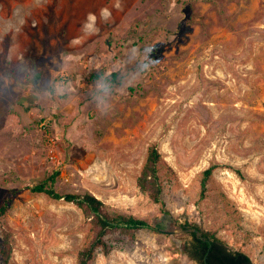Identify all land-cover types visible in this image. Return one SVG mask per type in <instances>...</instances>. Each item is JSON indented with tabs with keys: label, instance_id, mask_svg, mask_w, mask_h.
I'll return each mask as SVG.
<instances>
[{
	"label": "rangeland",
	"instance_id": "obj_1",
	"mask_svg": "<svg viewBox=\"0 0 264 264\" xmlns=\"http://www.w3.org/2000/svg\"><path fill=\"white\" fill-rule=\"evenodd\" d=\"M152 144L162 202L137 184ZM40 183L157 227L109 232L92 264H199L195 226L264 264V0H0L12 264H77L91 217Z\"/></svg>",
	"mask_w": 264,
	"mask_h": 264
},
{
	"label": "trees",
	"instance_id": "obj_2",
	"mask_svg": "<svg viewBox=\"0 0 264 264\" xmlns=\"http://www.w3.org/2000/svg\"><path fill=\"white\" fill-rule=\"evenodd\" d=\"M38 78V77H37ZM91 80H106L109 83L119 81V71H111L107 73L105 69L93 71L90 73ZM163 159L157 145L152 144L148 148L146 159L143 163L141 171L137 177V184L141 191L146 192L150 198L155 202H162V195L164 191L162 169ZM212 171V166L205 169L204 174L207 176ZM204 180L203 183H205ZM33 191L47 192L52 197H63L67 201H72L77 204L87 217H91L92 236L88 243H86L78 252L77 264H92L96 252L101 249L108 252L109 247L106 243L105 236L112 231L119 230L123 233H130L136 229H153L154 227L147 220L137 218L132 214L117 213L111 214L105 203L96 195L85 193L67 192L60 194L52 188H47L44 183H40L32 187ZM14 196V191L10 190L7 195L0 201V229L2 241L0 244V257L5 264H12L13 253V238L10 229L5 227L2 222V217L8 213L11 201ZM193 235V243L191 253L198 256L204 264V255L207 254V261L215 262L216 264H251L250 256L242 250L234 249L226 251L220 248V243L228 246L227 243L216 236L214 233L205 231L207 238L214 240L212 247L200 237L196 232L191 231ZM216 240V241H215ZM229 247V246H228ZM217 248V251H213ZM232 249V248H231Z\"/></svg>",
	"mask_w": 264,
	"mask_h": 264
},
{
	"label": "flooded vegetation",
	"instance_id": "obj_3",
	"mask_svg": "<svg viewBox=\"0 0 264 264\" xmlns=\"http://www.w3.org/2000/svg\"><path fill=\"white\" fill-rule=\"evenodd\" d=\"M193 228H197V229H199L198 227H193ZM200 231H201V233L199 234V233H196L197 234V236L198 237H200L201 238V236H205L206 237V239H202L203 241H205V242H207L208 244H209V246H211L212 245V242H214V240H212V239H210V238H207V236L205 235V231H203V230H201V229H199ZM195 232V231H194ZM216 241V240H215ZM212 247V246H211ZM220 248L221 249H225L226 251H230V250H234V249H231L230 247H228V246H225L224 244H222V243H220ZM217 248H213V251H217L216 250ZM193 255V254H192ZM193 257L195 258V260H197V262L199 263V264H202V260L198 257V256H195V255H193ZM203 260H204V264H216L215 262H208L207 261V254L206 255H204V258H203Z\"/></svg>",
	"mask_w": 264,
	"mask_h": 264
},
{
	"label": "water",
	"instance_id": "obj_4",
	"mask_svg": "<svg viewBox=\"0 0 264 264\" xmlns=\"http://www.w3.org/2000/svg\"><path fill=\"white\" fill-rule=\"evenodd\" d=\"M189 230H191V231H195L196 233H201V231L199 230V229H197V228H191V229H189ZM201 238L202 239H206V237L205 236H201Z\"/></svg>",
	"mask_w": 264,
	"mask_h": 264
}]
</instances>
